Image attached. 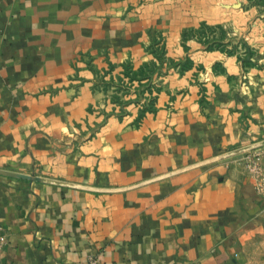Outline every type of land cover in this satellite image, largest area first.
Returning a JSON list of instances; mask_svg holds the SVG:
<instances>
[{
	"label": "crops",
	"instance_id": "0c3cea01",
	"mask_svg": "<svg viewBox=\"0 0 264 264\" xmlns=\"http://www.w3.org/2000/svg\"><path fill=\"white\" fill-rule=\"evenodd\" d=\"M258 2L0 0V171L59 183L0 175L3 264H243L264 198L219 158L264 141ZM160 58L150 113L94 116L93 67Z\"/></svg>",
	"mask_w": 264,
	"mask_h": 264
},
{
	"label": "rangeland",
	"instance_id": "374dc122",
	"mask_svg": "<svg viewBox=\"0 0 264 264\" xmlns=\"http://www.w3.org/2000/svg\"><path fill=\"white\" fill-rule=\"evenodd\" d=\"M258 3L264 7V0H259ZM194 34L201 35L205 34V32L201 30ZM209 34L220 38L219 31L212 30ZM220 39L222 40V38ZM160 52L151 51L153 55H157ZM232 52L233 50H227L223 53L229 56L228 53ZM165 64L166 62L162 58L156 62L150 61L140 66L127 62L122 65L120 73L114 77L111 75L107 77V74L111 70L110 66L104 72H99L94 67L93 69L91 68L93 75L91 89L92 93L98 97V107L92 110L94 116H98L100 121H103L108 117H122L127 115L130 110L131 112L132 110H136V120L137 122L141 120L146 113L152 111L153 95L156 93L157 86L161 83L160 79L166 73V68L164 69ZM263 150L264 147L254 151H260L261 153ZM252 152L234 156L231 158V161L235 162V164H241L249 155L253 154ZM30 176H34V174ZM255 224L257 227L253 226L252 229L256 228V235L245 241V243L249 242V246L245 249L243 264H264V216L260 217Z\"/></svg>",
	"mask_w": 264,
	"mask_h": 264
},
{
	"label": "built area",
	"instance_id": "2783aa9c",
	"mask_svg": "<svg viewBox=\"0 0 264 264\" xmlns=\"http://www.w3.org/2000/svg\"><path fill=\"white\" fill-rule=\"evenodd\" d=\"M252 153L253 154L249 155V157H247L245 161H242L239 165L243 167L247 177L252 181L256 194L261 198H264V150L261 153L260 151H253ZM6 244V235L1 231L0 256ZM0 264H3L1 259ZM85 264H98V261L96 258H89Z\"/></svg>",
	"mask_w": 264,
	"mask_h": 264
},
{
	"label": "water",
	"instance_id": "95a60500",
	"mask_svg": "<svg viewBox=\"0 0 264 264\" xmlns=\"http://www.w3.org/2000/svg\"><path fill=\"white\" fill-rule=\"evenodd\" d=\"M262 147H264V141L258 142V143H255V144H252L250 146L243 147V148H240V149H237V150H234V151H231V152L225 154L224 156L220 157L219 159L232 158L234 156L245 154V153L254 151V150L262 148ZM0 175L11 177V178H16V179H21V180H28V181L32 180V181H36V182L59 184V183H56V182H53V181L36 178L34 176H26V175L10 173V172H2V171H0Z\"/></svg>",
	"mask_w": 264,
	"mask_h": 264
},
{
	"label": "trees",
	"instance_id": "16d2710c",
	"mask_svg": "<svg viewBox=\"0 0 264 264\" xmlns=\"http://www.w3.org/2000/svg\"><path fill=\"white\" fill-rule=\"evenodd\" d=\"M249 54H250V53H249V52H247V55H248V56H249Z\"/></svg>",
	"mask_w": 264,
	"mask_h": 264
}]
</instances>
